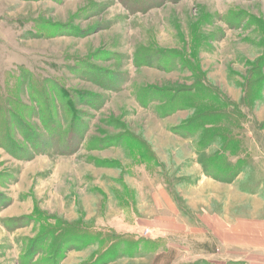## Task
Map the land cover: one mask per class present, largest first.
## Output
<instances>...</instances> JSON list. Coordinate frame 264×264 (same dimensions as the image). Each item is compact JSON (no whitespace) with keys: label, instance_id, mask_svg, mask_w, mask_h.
Wrapping results in <instances>:
<instances>
[{"label":"rangeland","instance_id":"374dc122","mask_svg":"<svg viewBox=\"0 0 264 264\" xmlns=\"http://www.w3.org/2000/svg\"><path fill=\"white\" fill-rule=\"evenodd\" d=\"M159 251L264 264V0H0V264Z\"/></svg>","mask_w":264,"mask_h":264},{"label":"crops","instance_id":"0c3cea01","mask_svg":"<svg viewBox=\"0 0 264 264\" xmlns=\"http://www.w3.org/2000/svg\"><path fill=\"white\" fill-rule=\"evenodd\" d=\"M178 217H179V215L176 217V220H178ZM175 220V221H176ZM201 238L200 237H195L194 238V241L196 242V244L197 245H199L200 243V240ZM203 243V242H202ZM211 248V249H210ZM172 249V248H171ZM211 250V251H213L214 249H215V247H208V246H206V245H202L199 249L197 248V249H195L193 252H191L190 253V256L191 255H201V254H203V253H205L206 251H208V250ZM169 252H171V251H169ZM156 258H158V260H157V263L156 264H174V261L175 260H171V259H173L174 257H177V259H180V261H182V262H184L185 260H187V259H189V258H187L189 255L186 253V255L184 256L185 258H187V259H184V257L182 256H180L179 255V253H178V251L176 252V253H172V254H170V257L168 258V260H166L165 258H164V251H159V252H157L156 254ZM195 259H197V258H194V259H192V258H190L189 260L191 261V260H195ZM210 262L212 263H215V264H222V263H220V262H216V261H214V260H210Z\"/></svg>","mask_w":264,"mask_h":264}]
</instances>
